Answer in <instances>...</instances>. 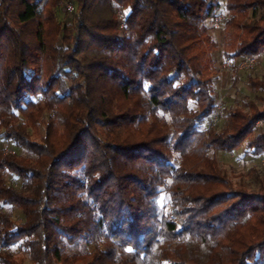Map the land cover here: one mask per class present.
<instances>
[{
	"label": "trees",
	"instance_id": "1",
	"mask_svg": "<svg viewBox=\"0 0 264 264\" xmlns=\"http://www.w3.org/2000/svg\"><path fill=\"white\" fill-rule=\"evenodd\" d=\"M224 1V56L264 57V0ZM219 6L0 0V264H264V183L214 154H264V106L204 126Z\"/></svg>",
	"mask_w": 264,
	"mask_h": 264
},
{
	"label": "rangeland",
	"instance_id": "2",
	"mask_svg": "<svg viewBox=\"0 0 264 264\" xmlns=\"http://www.w3.org/2000/svg\"><path fill=\"white\" fill-rule=\"evenodd\" d=\"M68 9H71L70 4ZM225 16V1L220 0V6L214 17L206 21L217 44L215 66L211 68L218 74L215 80L218 107L215 113L206 120L204 124L206 127L214 122L221 123L220 116L223 107L241 106L246 108L248 100H254L259 106H264V103L258 97V92H254L246 81L247 71L252 70L256 75L264 74V57H246L238 62L236 68L233 67V64L227 60L223 53ZM214 154L226 167L235 184L244 181L247 185L259 187L260 182L264 183V154L254 155L246 149L245 145H241L233 152L219 151ZM165 202L166 194L163 193L159 199V206L163 207ZM76 248L79 249V247Z\"/></svg>",
	"mask_w": 264,
	"mask_h": 264
}]
</instances>
